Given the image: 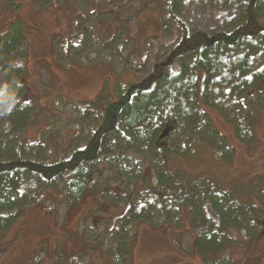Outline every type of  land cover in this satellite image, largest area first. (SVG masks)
<instances>
[{
  "label": "trees",
  "instance_id": "1",
  "mask_svg": "<svg viewBox=\"0 0 264 264\" xmlns=\"http://www.w3.org/2000/svg\"><path fill=\"white\" fill-rule=\"evenodd\" d=\"M4 1L12 9L21 5L20 0ZM162 3L163 27L157 39L167 44H160L155 61L148 59V79L122 88L117 99L106 101L104 111H95L94 103L86 106L83 118L88 117L90 129L94 126L86 143L77 142V135L55 147L48 142L57 136L53 121L38 142H30L26 135L40 101L27 84L29 42L20 14L14 11L0 34V236L29 206L45 199L49 189L60 191L68 207L79 205L93 190L89 182L95 183L99 164L118 155L110 162L115 174L107 175L97 188L107 192L106 185L115 179V194L126 202L127 209L118 218L122 234L117 236L127 244L111 252L114 264H134L131 251L138 222L167 230L188 225L196 231L195 244L204 264H235L231 247L240 241L231 230L246 228V203L215 178L172 170L169 158L195 154L204 146L221 157L231 155L232 145L203 106L217 109L233 123L240 139L264 116V90L259 87L264 81V0ZM191 4L216 15L215 27L208 31L190 27L184 15ZM120 37L116 33L105 44L115 47ZM70 43L80 46V41ZM77 121L76 127L84 131L87 122ZM120 148L141 161L130 159L117 170L115 163L120 164L123 156ZM256 217L250 218L252 223L264 230V220Z\"/></svg>",
  "mask_w": 264,
  "mask_h": 264
},
{
  "label": "rangeland",
  "instance_id": "2",
  "mask_svg": "<svg viewBox=\"0 0 264 264\" xmlns=\"http://www.w3.org/2000/svg\"><path fill=\"white\" fill-rule=\"evenodd\" d=\"M51 1L40 5L36 0H20L21 5L12 9L0 0V34L8 28L14 11L16 16L20 14L30 48L27 84L40 101L36 120L26 132L30 142L45 136L53 121L57 136L48 140L52 147L77 135L76 141L83 144L94 130V126H88V117L83 118L89 108L86 106L94 103L95 111H104L106 101L117 99L122 88L147 80L151 74L149 61H155L152 58L159 53L160 44H167L165 39H157L163 27V3ZM186 9L184 20L193 29L208 31L217 24L216 15L195 4ZM116 33L121 36L119 45H106ZM71 40L80 41V46L71 44ZM259 87L264 90V81ZM202 108L232 145L231 155L224 158L204 146L195 154L171 156L169 166L215 178L222 188L237 193L249 208V221L246 228L231 230L240 241L231 247L235 264H262L264 230L250 218L257 215L256 219L264 220V116L258 118L252 132L248 130L247 137L240 139L234 124L217 109ZM78 119L87 122L84 131L76 127ZM121 149L117 170L127 166L130 159L141 161L136 154ZM115 157L118 155L108 156L99 164L95 183L89 182L93 190L79 205L68 207L60 191L49 189L45 199L29 206L23 217L0 236V264H114L111 252L117 253L127 244L117 236L122 234L118 218L125 213L126 202L115 194V179V184L106 185L107 192L97 188L107 175L115 174L110 163L118 160L112 159ZM136 233L131 251L134 264H204L195 244L196 231L188 225L167 230L138 222Z\"/></svg>",
  "mask_w": 264,
  "mask_h": 264
},
{
  "label": "crops",
  "instance_id": "3",
  "mask_svg": "<svg viewBox=\"0 0 264 264\" xmlns=\"http://www.w3.org/2000/svg\"><path fill=\"white\" fill-rule=\"evenodd\" d=\"M6 4H7V3H6ZM7 5H8V4H7ZM116 21L120 22V21H121V19H119V20H118V18H117V19H116ZM113 36H114V35H113Z\"/></svg>",
  "mask_w": 264,
  "mask_h": 264
},
{
  "label": "flooded vegetation",
  "instance_id": "4",
  "mask_svg": "<svg viewBox=\"0 0 264 264\" xmlns=\"http://www.w3.org/2000/svg\"><path fill=\"white\" fill-rule=\"evenodd\" d=\"M261 255L263 256V255H264V253H263V254H261ZM262 256H261V257H262ZM263 257H264V256H263ZM259 259H260V258H259ZM260 260H261V259H260ZM262 264H264V260H263V263H262Z\"/></svg>",
  "mask_w": 264,
  "mask_h": 264
}]
</instances>
